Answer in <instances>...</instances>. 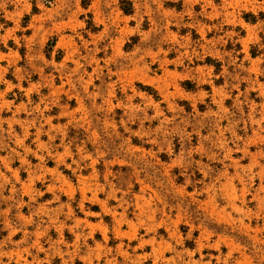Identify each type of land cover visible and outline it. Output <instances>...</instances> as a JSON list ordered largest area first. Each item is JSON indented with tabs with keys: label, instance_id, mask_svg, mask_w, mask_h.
<instances>
[{
	"label": "rangeland",
	"instance_id": "rangeland-1",
	"mask_svg": "<svg viewBox=\"0 0 264 264\" xmlns=\"http://www.w3.org/2000/svg\"><path fill=\"white\" fill-rule=\"evenodd\" d=\"M0 264H264V0H0Z\"/></svg>",
	"mask_w": 264,
	"mask_h": 264
},
{
	"label": "trees",
	"instance_id": "trees-1",
	"mask_svg": "<svg viewBox=\"0 0 264 264\" xmlns=\"http://www.w3.org/2000/svg\"><path fill=\"white\" fill-rule=\"evenodd\" d=\"M123 9L126 11V12H130L131 11V7H123Z\"/></svg>",
	"mask_w": 264,
	"mask_h": 264
}]
</instances>
